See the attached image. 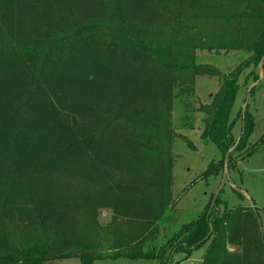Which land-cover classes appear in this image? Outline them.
Wrapping results in <instances>:
<instances>
[{"label":"trees","instance_id":"1","mask_svg":"<svg viewBox=\"0 0 264 264\" xmlns=\"http://www.w3.org/2000/svg\"><path fill=\"white\" fill-rule=\"evenodd\" d=\"M50 1L0 0V264H171L201 247L202 264H264L258 211L220 194L152 244L175 203V141L188 143L172 125L177 95H193L199 76L223 79L201 106V138L223 155L205 177L231 149L230 170L258 145L248 105L239 137L232 111L242 66L264 71V0H60L47 11ZM204 50L251 57L226 75L198 62Z\"/></svg>","mask_w":264,"mask_h":264},{"label":"rangeland","instance_id":"2","mask_svg":"<svg viewBox=\"0 0 264 264\" xmlns=\"http://www.w3.org/2000/svg\"><path fill=\"white\" fill-rule=\"evenodd\" d=\"M59 5L60 0H51L46 10L51 11ZM250 57L251 54L245 51L210 53L204 50L198 52L199 63L212 64L226 75L235 72ZM241 71L238 81L240 90L232 111V118L237 120L234 134L239 137L241 133L243 122L239 114L248 105V110L255 122L249 145H258L251 155L241 158L235 168L228 170L227 180L220 192V197L230 208L236 206L255 208L264 229V141H262L264 137V71L262 65L256 67L248 63L242 66ZM253 74L260 75L258 81H254ZM222 82L221 77L199 76L193 95H177L175 98L172 125L180 136L187 138L188 143L182 137H178L175 141L174 185L171 189L175 203L161 221L160 231L155 234L158 240H152V244L164 245L184 225L197 219L221 187L225 167L217 175L206 177L204 175L209 165L223 160V155L215 144L201 138L208 117L201 106L211 103ZM254 86L256 88L250 93ZM221 208L223 209L224 205ZM100 212L101 222L106 225L110 222L111 212L108 209ZM125 224L126 221L123 225ZM130 229V226L127 227V230ZM205 251L206 247H201L188 255L183 252L176 253L171 264H202ZM79 263L78 255H73L46 261L44 264ZM95 264H162V261L159 258H104L96 260Z\"/></svg>","mask_w":264,"mask_h":264},{"label":"water","instance_id":"3","mask_svg":"<svg viewBox=\"0 0 264 264\" xmlns=\"http://www.w3.org/2000/svg\"><path fill=\"white\" fill-rule=\"evenodd\" d=\"M232 149L228 152L227 156H226V160H225V170H224V174H223V178H222V184H221V187L218 189L214 199H216L218 197V195L220 194L226 180H227V172L229 170V167H228V163H229V156H230V153H231ZM121 224H124V221H121ZM79 254H82V253H79Z\"/></svg>","mask_w":264,"mask_h":264}]
</instances>
